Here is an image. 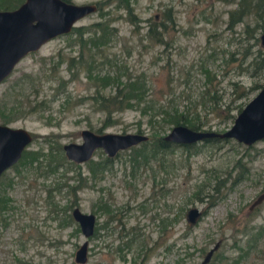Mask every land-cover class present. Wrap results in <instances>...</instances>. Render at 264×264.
Masks as SVG:
<instances>
[{
  "label": "rangeland",
  "instance_id": "1",
  "mask_svg": "<svg viewBox=\"0 0 264 264\" xmlns=\"http://www.w3.org/2000/svg\"><path fill=\"white\" fill-rule=\"evenodd\" d=\"M66 1L96 5L73 27L109 20L114 29L102 46L105 57L94 52V70L145 76L147 102L114 113L100 133L140 129L151 143L150 114L158 119L160 108L172 106L193 112L207 84L215 89L220 108L210 112L197 104L203 122L198 130L222 133L232 124L224 118L225 103L244 90L246 96L234 103L245 105L258 91L249 88L264 83V70L250 64L264 51V30L251 31V17L227 27L236 0H130L134 23L118 0ZM166 9L173 21L166 22L164 44H157L145 32ZM76 39L70 30L48 40L0 83V123L11 117L7 124L31 132L27 150L43 146L46 152L45 136L56 137L61 147L79 143L82 129L96 132L103 125V114L91 100L81 102L94 91L86 65H73V78L66 67L67 57H77ZM203 67L210 71L208 80ZM170 129L164 125L157 136ZM147 143L119 151L93 175L92 166L69 161L63 150L65 161L54 172L17 163L5 170L0 176V194L7 201L0 209V264H200L215 245L207 264H264V197L251 206L264 193V138L250 145L233 138L201 140L153 155ZM105 156L98 149L91 161ZM74 208L95 215L96 236L88 240L84 263L75 261L85 237L72 218ZM192 208L200 214L190 223Z\"/></svg>",
  "mask_w": 264,
  "mask_h": 264
},
{
  "label": "water",
  "instance_id": "2",
  "mask_svg": "<svg viewBox=\"0 0 264 264\" xmlns=\"http://www.w3.org/2000/svg\"><path fill=\"white\" fill-rule=\"evenodd\" d=\"M96 5H76L66 0H23L16 8L0 10V83L7 78L17 63L27 54L37 51L45 42L55 36L68 33L75 22L94 12ZM264 45V33L261 35ZM81 142L62 145L64 156L76 164L84 163L100 149L109 157L119 151L145 142L149 137L142 133H97L89 129L80 131ZM163 140L189 145L209 138H233L250 145L264 138V83L257 93L236 114L231 126L222 133L196 130L184 125L172 126ZM32 133L22 127H12L0 123V176L21 157L22 151L31 143ZM264 197L261 194L258 203ZM196 208L189 209L187 220L190 223L199 216ZM84 237L93 232L95 216L83 213L78 208L71 211ZM216 246L209 249L200 264H206ZM87 242L84 241L75 252V261L84 263Z\"/></svg>",
  "mask_w": 264,
  "mask_h": 264
},
{
  "label": "trees",
  "instance_id": "3",
  "mask_svg": "<svg viewBox=\"0 0 264 264\" xmlns=\"http://www.w3.org/2000/svg\"><path fill=\"white\" fill-rule=\"evenodd\" d=\"M22 1L23 0H0V10L14 9L22 3ZM118 1H120V3L124 6L123 8L126 10L128 21L134 23L135 16L132 14L130 0ZM244 17H251L254 20V26L250 27L248 24L244 25L245 32H248L249 27L251 31L254 29L264 30V0H236V7L228 11L227 27L232 29L235 24L242 21ZM170 21H173L171 12L170 9H166L162 13L161 17L156 16L149 22L148 28L145 32L146 37L153 40L157 44H164L163 32L166 28V22ZM89 28H92V30L90 31ZM71 30L76 35V41L79 49L77 57L69 56L65 59L66 67L67 70L71 72L69 73L71 78H73L74 73L71 71L72 66L75 65L77 67L78 64L81 66L86 65V77L92 83L94 91L89 96L83 97L81 102H83V100H91V104L95 110L103 114V125L102 127L96 129V132L100 133L106 124L111 123L112 115L114 113L140 107L142 103L147 102L146 96L149 93H147L148 88L145 76L143 74L132 75L126 71L120 73L114 69L101 71L100 74L98 70L93 69L92 65L96 62L93 57L94 52L100 51L99 55L105 57V53L103 52V48L105 47L102 46L105 44L107 45L111 36L115 34V32H113L114 29L109 26V20L99 21L88 27H72ZM251 37H253V35H251ZM91 49L93 50L92 53L90 52ZM86 55L87 58L84 59V56ZM247 55H249V51L246 50V52L242 54V58L245 60ZM61 61L62 59L59 58L57 63ZM250 64L253 68L264 70V51L253 55L250 60ZM202 73L208 80L210 71L203 67ZM108 86H110L111 89H109L106 93L105 89ZM261 86L262 85L260 84H254L249 88V91H257ZM214 90H211L208 84L205 85L204 89L201 91L198 101L192 107L194 108L193 112L189 110L188 107L186 110L178 111L176 107L172 106L160 108L157 112L159 114L162 113V115L158 119H155V113L150 114V125L151 127L153 126L154 129L152 132L155 140L151 143L143 142L141 144L144 146H146V143L147 145L151 144L152 155L156 153V151L166 150L171 146H182L188 148L190 145H179L163 140V136H157V132L162 130L164 125H169L171 127L175 125H184L192 129H200V127L203 126V122L200 121L199 114L195 111L197 104L207 108L210 112H216L220 108L219 99H217L214 95ZM246 92L247 91L244 90L240 91L239 94L235 95V97H233L229 102L225 103V119H230L231 122H233L235 114H237L244 105L240 102L236 104L234 102L237 99L246 96ZM31 108L33 109L34 106ZM232 111H235V114L231 113ZM144 112H146V110ZM11 120V117H5L3 119V123L7 124ZM137 132L140 133V129H138ZM214 139L217 138L204 139V141ZM43 141L46 144V152L41 150L44 148L43 146L39 147L41 149L37 150H27L25 148L22 151L20 159L16 163L22 164L24 167L31 165H36V167L44 166L47 172L56 171L58 166L65 161V157L62 155V147L54 136H45ZM111 159L112 158L105 156L98 162H92L91 159L86 161L89 166H92L90 167V173L93 175L96 171L104 169L106 165L111 162ZM77 188H79V186ZM211 189L215 191V186H212ZM204 196L207 199H210L211 194H206ZM6 202V199L2 194H0V209L5 208Z\"/></svg>",
  "mask_w": 264,
  "mask_h": 264
},
{
  "label": "flooded vegetation",
  "instance_id": "4",
  "mask_svg": "<svg viewBox=\"0 0 264 264\" xmlns=\"http://www.w3.org/2000/svg\"><path fill=\"white\" fill-rule=\"evenodd\" d=\"M175 144V143H174ZM180 145V144H179ZM113 158V157H112ZM260 196V195H259ZM258 196V197H259ZM257 197V198H258ZM257 198L253 201V203H252V205L251 206H253V205H255V204H258V203H256L255 201L257 200ZM94 215V214H93ZM95 216V215H94ZM73 218V217H72ZM80 229V228H79ZM80 231H81V229H80ZM96 231H97V229H96V226H95V223H94V227H93V232L88 236V237H85V241L87 242V247H88V240H90V239H92L94 236H96ZM82 233V232H81ZM216 246V245H215ZM216 248V247H215ZM86 257H87V250H86ZM210 260V259H209ZM208 263V262H207ZM206 263V264H207Z\"/></svg>",
  "mask_w": 264,
  "mask_h": 264
}]
</instances>
